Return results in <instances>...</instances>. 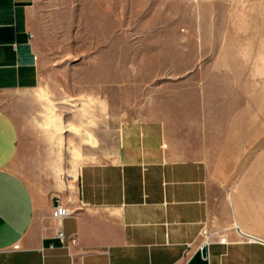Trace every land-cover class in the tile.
<instances>
[{
    "label": "rangeland",
    "instance_id": "374dc122",
    "mask_svg": "<svg viewBox=\"0 0 264 264\" xmlns=\"http://www.w3.org/2000/svg\"><path fill=\"white\" fill-rule=\"evenodd\" d=\"M33 1L42 83L8 98L32 106L23 131L55 145L59 165L20 166L30 185L112 159L125 127L155 121L219 197L251 198L264 238V0Z\"/></svg>",
    "mask_w": 264,
    "mask_h": 264
},
{
    "label": "crops",
    "instance_id": "0c3cea01",
    "mask_svg": "<svg viewBox=\"0 0 264 264\" xmlns=\"http://www.w3.org/2000/svg\"><path fill=\"white\" fill-rule=\"evenodd\" d=\"M34 9L33 0H0V264H264V238L244 209L251 198L219 197L207 165L178 158L161 123L125 127L110 160L36 178L54 185L35 188L18 172L59 165L55 145L23 131L32 106L8 98L42 83ZM56 194L73 212L60 223ZM206 228L227 241L215 238L207 258L202 249L186 256Z\"/></svg>",
    "mask_w": 264,
    "mask_h": 264
},
{
    "label": "built area",
    "instance_id": "2783aa9c",
    "mask_svg": "<svg viewBox=\"0 0 264 264\" xmlns=\"http://www.w3.org/2000/svg\"><path fill=\"white\" fill-rule=\"evenodd\" d=\"M55 197H56L57 203H56V206L53 207V209H52L53 210L52 214H53V218L58 223H60L61 221H63L64 218L72 215L73 212L68 208L67 205H65L61 196L56 194ZM63 234H64V232L62 231L61 228H59L57 230L56 236L59 237L60 240H63L64 239ZM200 237H201V242L198 243L199 245L196 246V248L192 244L187 245V255L186 256H188V257L191 256V252H193L194 249L201 250L202 248L209 247V245L211 244V242L214 241L215 238H218V243H220V244L227 241L226 236L221 235L220 232H218L216 230L211 231L208 228L201 229Z\"/></svg>",
    "mask_w": 264,
    "mask_h": 264
},
{
    "label": "water",
    "instance_id": "95a60500",
    "mask_svg": "<svg viewBox=\"0 0 264 264\" xmlns=\"http://www.w3.org/2000/svg\"><path fill=\"white\" fill-rule=\"evenodd\" d=\"M206 255H207V248L205 247V248H202V256L204 258H207Z\"/></svg>",
    "mask_w": 264,
    "mask_h": 264
}]
</instances>
